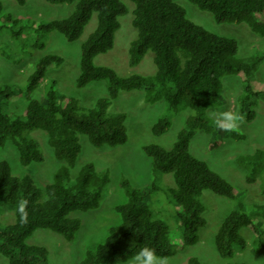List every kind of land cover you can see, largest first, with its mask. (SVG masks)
<instances>
[{"label": "trees", "instance_id": "1", "mask_svg": "<svg viewBox=\"0 0 264 264\" xmlns=\"http://www.w3.org/2000/svg\"><path fill=\"white\" fill-rule=\"evenodd\" d=\"M24 4L26 0H15ZM49 3H72L73 10L65 17L26 25L40 35L58 32L68 41L76 40L96 13L95 29L81 43L78 75L75 86L83 88L91 82L107 81V94L93 103L83 104L75 96L58 93L53 84L42 99L32 92L45 80L47 72L60 65V54L45 53L35 63L24 87L0 83V101L24 94L25 106L19 113L6 112L0 103V148L11 141L21 164L43 160L36 139L29 133L34 129L46 132L54 156L62 164L54 172L52 182L43 190L32 177L15 176L6 160L0 161V207L20 201L15 220L0 229V254L8 264H50L47 248L28 244L26 239L39 228L49 229L71 242L81 227L77 211L97 208L110 181L108 168L97 171L93 162H86L72 177L71 168L81 151L79 135L87 137L95 147H116L128 139L126 113L110 112L109 107L121 91L143 90L145 101L153 104L163 99L170 112L190 109L171 147L147 143L143 151L150 157L154 172L172 173L176 188L169 193L176 205L183 229V245L195 244L199 232L207 223L203 212V192L234 200V208L221 220L214 235L215 248L222 258H231L235 248H245L241 230L248 229L264 246V206L252 204L247 209L241 192L213 171L206 161L190 152V142L197 130L212 133L210 147L217 146L225 136L243 139L245 134L225 119H213L206 108L220 102L221 78L238 75L242 82L235 118L250 121L256 116L258 100H264V81L255 76L261 53L242 58L237 55V41L220 36L190 20L177 0H130L132 25L137 36L130 42L129 64H137L147 51L153 53L155 73L150 76L132 73L118 75L108 66L93 63V58L114 44L119 27L118 17L128 7L120 0H46ZM199 9L210 12L218 22L246 23L253 31L264 34V0H189ZM21 20L4 11L0 1V31L16 39L23 26ZM37 46L44 47V43ZM91 105V106H90ZM169 115H161L151 126L154 135L164 133L170 126ZM243 166L245 181L259 180L264 194V144L252 153L237 156ZM120 186L127 196L125 203L115 206L120 223L110 226L107 235L94 249H88L78 264H119L141 248L148 247L155 257H169L175 248L163 221L154 218L152 209L142 200L155 187L138 188L125 176ZM187 264H204L191 256Z\"/></svg>", "mask_w": 264, "mask_h": 264}, {"label": "rangeland", "instance_id": "2", "mask_svg": "<svg viewBox=\"0 0 264 264\" xmlns=\"http://www.w3.org/2000/svg\"><path fill=\"white\" fill-rule=\"evenodd\" d=\"M0 1L3 3L4 11L19 18L21 20L19 25H25L16 39L0 31V83L24 87L36 61L45 53H55L63 57V62L47 72L45 80L32 92L34 98L42 99L46 89L54 82L53 86L58 93L78 97L83 104H90L97 97L107 94L105 80L91 82L83 88L75 86L80 46L95 29L96 13H93L81 35L74 41H68L55 31L46 36L37 34L26 24L65 17L73 10L72 3L26 0L24 4H18L15 0ZM120 1L128 7V11L118 17L119 27L114 33V44L108 51L95 55L93 63L108 66L121 76L132 73L153 75L156 66L151 51H147L137 64L133 66L129 64L128 48L130 42L137 36V31L132 25L134 4L130 0ZM177 3L185 9L187 17L194 23L220 36L234 38L237 41L239 57L248 58L264 54V34L253 31L246 23L218 22L210 12L199 9L189 0H177ZM42 42L43 48L37 46ZM255 76L264 81V58L258 63ZM221 81L220 102L206 108V114L213 119L229 121L243 132L245 137L235 139L225 136L217 146L211 148L212 133L197 130L190 142V152L206 161L213 171L240 191L247 209L252 204L264 206V194L260 191L259 180L247 183L246 169L237 162V156L252 153L264 144V100H258L254 119L237 121L235 110L243 86L241 79L235 74H225ZM0 103L4 111L19 113L26 101L23 94L10 100H1ZM109 111L126 113L127 141L116 147L97 148L86 136L79 135L81 151L76 164L71 168L72 177L76 176L82 166L89 161L94 163L97 171L109 169L110 181L100 205L73 214L81 220V227L73 241H65L60 234L39 228L26 239L28 244L46 247L50 264H78L88 249H94L104 240L110 226L120 223L121 217L115 206L128 200L120 186V179L125 176L135 187H155L147 193L142 202L152 209L154 218L163 221L175 248V254L172 256L156 257L158 264H187V259L191 256L198 257L204 264H264V246L260 245V241L246 228L241 230L246 239L245 248L236 247L231 258L224 259L218 255L214 235L221 220L234 208L235 202L210 190H205L202 195L205 205L203 215L207 223L200 229L199 240L191 245L182 244L183 229L177 216L179 206L168 191L176 188L173 174L154 172L151 159L143 151L142 145L155 143L166 148L171 147L185 119L192 113L190 109L172 113L163 99L153 104L147 103L144 91L139 89L121 91L113 100ZM161 115H169L171 124L164 133L154 135L151 126ZM29 135L38 142L43 155L42 161L21 164L17 149L9 140L0 148V161L6 160L15 176L32 177L45 196V186L52 182L54 172L63 161L54 156L45 131L34 129ZM20 208V201L0 207V229L14 222L16 212ZM0 264H8L7 259L1 254Z\"/></svg>", "mask_w": 264, "mask_h": 264}, {"label": "clouds", "instance_id": "3", "mask_svg": "<svg viewBox=\"0 0 264 264\" xmlns=\"http://www.w3.org/2000/svg\"><path fill=\"white\" fill-rule=\"evenodd\" d=\"M125 264H158L154 252L151 248L139 249L131 259H123Z\"/></svg>", "mask_w": 264, "mask_h": 264}]
</instances>
